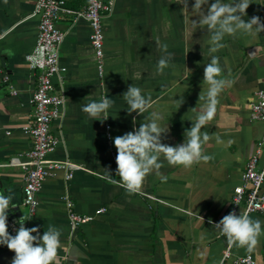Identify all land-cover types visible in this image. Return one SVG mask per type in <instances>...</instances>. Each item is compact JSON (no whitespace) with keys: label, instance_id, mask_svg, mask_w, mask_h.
Segmentation results:
<instances>
[{"label":"crops","instance_id":"0c3cea01","mask_svg":"<svg viewBox=\"0 0 264 264\" xmlns=\"http://www.w3.org/2000/svg\"><path fill=\"white\" fill-rule=\"evenodd\" d=\"M34 2L0 0V193L13 196L17 207L11 213L18 209L15 215L24 216L25 227H38L41 236L50 225L61 230L56 264H238L233 258L245 253H251L256 264H264V235L248 252L229 245L213 226L229 213L233 187L240 182L256 140L264 134L263 122L250 115L255 91L264 88V33L256 38L242 33L226 36L225 46L211 54L220 58L223 76L234 81L220 94L213 120L202 129L223 141L217 144L213 136L205 146V153L214 158L184 168L169 165L161 155V175L153 171L141 190L130 194L105 177L107 169L119 180L113 138L138 128L155 111L163 118L161 125L168 127L162 142L172 146L184 142V132L195 116L191 108L207 89L203 73L211 59V33L206 26L193 25L198 19L192 11L194 0H188L184 10L181 0H114L112 11L102 18L104 70L99 74L88 20L64 14L57 24L65 31L59 52L65 70L54 76V82L68 103L64 101L52 123L59 142L47 156L75 160L90 171L77 170L67 182L62 170L47 176L37 192L36 210L26 218L22 185L27 168L9 160L23 159L31 145L21 124L32 111L36 85V71L25 59L37 35L38 16L30 15ZM65 3L74 9L85 6V0ZM253 16L264 22V0H253L244 19ZM157 40L173 54L163 74L157 72L163 55ZM5 74L8 79L3 81ZM132 84L152 94L153 107L144 114L127 112L122 95ZM105 95L114 101L106 120L102 121V115L93 120L81 111V105L98 102ZM181 95L184 103L178 109L174 101ZM142 191L163 201L148 198ZM64 192L79 212L106 207L71 238ZM249 215L260 220L264 229V212ZM8 231L15 236L9 227ZM228 245L230 255L223 258ZM14 256L0 245V264H11Z\"/></svg>","mask_w":264,"mask_h":264},{"label":"clouds","instance_id":"9594fccd","mask_svg":"<svg viewBox=\"0 0 264 264\" xmlns=\"http://www.w3.org/2000/svg\"><path fill=\"white\" fill-rule=\"evenodd\" d=\"M253 0H194L192 11L198 19L193 20L195 27H207L211 33L209 39V54H214L225 45L222 43L226 36L242 33L246 36L256 38L264 33V22L259 16H253L247 21V9ZM184 9H188V0H181ZM163 55L157 63V72L163 74L170 66L173 54L168 52V45L156 41ZM38 63V62H37ZM223 68L220 66V58L211 55L210 62L204 67L203 82L207 85L206 91L199 93L198 104L191 108L195 116L190 120L192 126L184 132V142L176 146L167 145L162 142V136L167 133L168 127L161 125L163 119L161 114L153 111L144 119L138 128H134L123 135L113 138L117 150L115 175L119 181L112 179V173L106 170L107 178L112 183H118L128 193H137L141 190L146 177L163 166L160 162L161 155L171 166H183L191 168L193 165L208 162L214 157L205 153V146L215 136L217 144H223L218 135H210L202 132L214 118L220 94L230 88L234 81L223 76ZM122 98L127 105L129 114L136 112L144 114L153 107L152 94L145 93L143 89L130 85L123 93ZM179 109L184 103L183 95L175 99ZM65 103H68L67 99ZM114 101L108 95L102 96L97 101H91L81 105V111L89 118L96 120L103 116V120L109 117L108 110L113 107ZM135 124V120H133ZM166 179V177H162ZM11 194L0 193V245L15 253L11 264H56L58 250L61 247L60 237L62 232L55 226L50 225L41 236L38 227H25V218L22 216L17 223L15 236L8 231V211L17 207L12 203ZM203 219L201 216H199ZM212 223V221H209ZM213 226L227 238L229 244L237 248H245L252 252L258 245L259 237L264 235L262 222L252 219L247 213L237 215L234 211L225 215ZM35 233V235H33ZM223 264V261H220Z\"/></svg>","mask_w":264,"mask_h":264},{"label":"built area","instance_id":"2783aa9c","mask_svg":"<svg viewBox=\"0 0 264 264\" xmlns=\"http://www.w3.org/2000/svg\"><path fill=\"white\" fill-rule=\"evenodd\" d=\"M114 0H85L82 9H74L66 5L65 0H35L30 15L38 16L37 35L33 48L25 54L28 65L36 71V85L33 89L31 101L33 104L29 117L21 124L24 132L30 135L31 145L25 151L24 158L13 156L9 164H21L27 168L22 185V204L27 207L26 218L34 214L38 206L37 192L43 180L56 170H62L65 182L70 180L77 170L90 169L72 159H56L48 157V153L56 148L59 137L52 128V123L58 118L65 95L55 86L54 76L65 70L60 61V44L65 31L57 21L64 14H74L75 19L83 17L88 20L91 31L90 43L96 57L98 73L104 70V32L102 18L112 11ZM38 62V63H37ZM8 75L3 76V81ZM16 90L12 88V92ZM250 115L264 124V88H258L254 98L250 101ZM100 175V174H99ZM107 178V176H105ZM108 179V178H107ZM119 181L116 178H112ZM148 198L163 201L153 193L142 191ZM67 212V222L70 229L69 237L75 235L78 229L91 222L98 213L104 212L106 207L100 206L96 212H79L74 209L71 197L67 192L63 194ZM8 211L9 229L16 232L20 215L18 209ZM236 214L250 212H264V134L255 142L253 153L247 159L240 173V182L233 187L232 205L230 212ZM228 213V214H229ZM218 223V222H215ZM230 245V244H229ZM227 246L223 258L230 255ZM233 261L238 264H256L251 253L237 255Z\"/></svg>","mask_w":264,"mask_h":264}]
</instances>
